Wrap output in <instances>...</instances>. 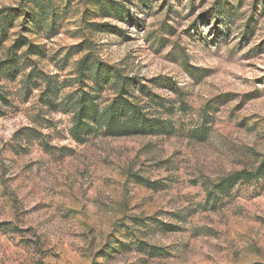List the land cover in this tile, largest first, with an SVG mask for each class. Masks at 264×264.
Segmentation results:
<instances>
[{
	"label": "rangeland",
	"instance_id": "rangeland-1",
	"mask_svg": "<svg viewBox=\"0 0 264 264\" xmlns=\"http://www.w3.org/2000/svg\"><path fill=\"white\" fill-rule=\"evenodd\" d=\"M81 64L168 131L76 137ZM0 66V264H264V0H0Z\"/></svg>",
	"mask_w": 264,
	"mask_h": 264
},
{
	"label": "trees",
	"instance_id": "trees-1",
	"mask_svg": "<svg viewBox=\"0 0 264 264\" xmlns=\"http://www.w3.org/2000/svg\"><path fill=\"white\" fill-rule=\"evenodd\" d=\"M108 66H96L95 70L81 64L79 68L80 81L87 78L93 80L91 86L80 90L76 97L69 98V104L72 110L73 129L72 132L76 137H81L82 133H91L100 131L111 135H128V134H159L168 131L166 120L145 113L139 102H133L129 97L134 96V91L142 92L145 89L144 84L134 81L131 76H125L120 71L111 73L112 86L114 87V97L104 106L97 100L95 92L96 87L101 82H106L103 72L108 70ZM2 66H0V71ZM89 72V73H88ZM47 81L52 78L44 75ZM106 80V81H105ZM46 93H52L55 86L51 82L46 84ZM1 97V96H0ZM148 114V115H147ZM264 173V159L256 169H241L231 172L221 178L216 185L219 188H228L239 180H249L258 177ZM135 180L143 185L156 189L160 187L158 181L150 180L138 173H131ZM218 192L209 191L207 198L211 201H217ZM182 217V216H179Z\"/></svg>",
	"mask_w": 264,
	"mask_h": 264
}]
</instances>
